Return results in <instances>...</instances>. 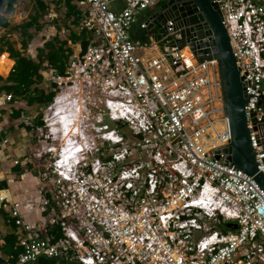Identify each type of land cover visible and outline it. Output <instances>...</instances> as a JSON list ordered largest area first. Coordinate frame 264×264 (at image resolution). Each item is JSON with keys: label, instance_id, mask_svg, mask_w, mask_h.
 Segmentation results:
<instances>
[{"label": "built area", "instance_id": "built-area-1", "mask_svg": "<svg viewBox=\"0 0 264 264\" xmlns=\"http://www.w3.org/2000/svg\"><path fill=\"white\" fill-rule=\"evenodd\" d=\"M123 1L115 11L110 0H85L80 28L88 44L65 74L47 71L56 93L48 136L64 125L62 114L78 115L81 124L72 122L61 146L49 149L58 152L49 163L35 153L39 196L9 203L0 194L23 249L15 264H264V190L226 154L215 157L232 138L218 60L200 62L189 47H166L146 60L131 29L167 0ZM213 1L244 77L264 173V0ZM176 37L169 21L167 43ZM12 99L0 94V151L12 143L1 115ZM30 125L33 139L44 127Z\"/></svg>", "mask_w": 264, "mask_h": 264}, {"label": "water", "instance_id": "water-1", "mask_svg": "<svg viewBox=\"0 0 264 264\" xmlns=\"http://www.w3.org/2000/svg\"><path fill=\"white\" fill-rule=\"evenodd\" d=\"M157 9L148 23L147 32L163 53H166V47H189L200 62L212 58L218 60L224 111L229 118L232 138L228 146L215 151V157L220 159L222 153L226 154L233 166L254 177L264 190V173L259 169L246 114L249 95L220 6L213 0H167ZM169 21L174 22L179 37L167 43L165 35ZM225 226L230 230L239 229L231 222Z\"/></svg>", "mask_w": 264, "mask_h": 264}, {"label": "crops", "instance_id": "crops-1", "mask_svg": "<svg viewBox=\"0 0 264 264\" xmlns=\"http://www.w3.org/2000/svg\"><path fill=\"white\" fill-rule=\"evenodd\" d=\"M72 1V5H74V7H77L81 12L82 19L83 11L85 9V0ZM38 3L46 6L49 11L41 20L42 22H44L45 19L49 21L55 20L59 14L56 9L61 8V11L63 10L67 13V0H17L15 11L4 14L10 21L11 25H19L23 19H29L32 15V13H27V11L33 10L34 12L40 7ZM158 5H155L145 12L141 13L138 16V21L132 27L130 32L132 40L141 43L142 48L139 49V52L146 60L159 59L162 56L160 47H158V45L154 42V39L149 35V33L147 32V28H142V24L146 21L148 26V23L154 16V13H156V11L158 10ZM110 6L113 10L120 11L125 7V2L123 0H110ZM20 9H23V14L19 11ZM50 11L54 14L53 19L48 18ZM49 27V30L48 28L47 30L52 36L60 35L63 39L69 38L62 37V32L59 31L57 27L52 25ZM73 27L74 29L72 28V30H70V35L71 33H76L78 36H81L84 32L83 30H81L80 24H73ZM6 29L8 28H3L0 26V31H5ZM64 32H66V30H64ZM8 36V38L13 37V40L17 42L16 47L19 50L25 51L22 48L21 41L15 39L17 37V34L13 35L9 33ZM1 38L3 37L0 36V41ZM88 39L86 37V41ZM84 41L85 39H79L77 42L73 43L72 40H69L70 47L74 51L72 57L75 55H79L85 49L86 45H84ZM6 45L7 48L5 50H1L2 54H0V62L6 61V64L10 67L8 74L3 75L0 73L5 78L10 75L16 64V61L11 58L10 54L7 52L8 44ZM24 53L30 58L33 57V50L31 53L29 51V48ZM45 77H47V72H45ZM3 94H5V92H3ZM11 106L8 105L2 107L1 115L6 124V134L10 137L12 143L9 147L0 151V178L6 182L5 187L0 190V194H5L8 198L9 203H13L15 201H26L29 198L39 196L42 188V181L38 175L41 168L38 166L37 159H35V155L33 156L32 153L33 139L30 131V129L33 128L30 124L33 122L36 127H39L36 125L38 113L29 114V112L36 110L37 105L32 108H26L20 118L12 117ZM17 159L20 160V164L15 165L14 161ZM25 203H30V201ZM7 210V208L3 207V205L0 204V261H2V264H14L12 263L13 255L10 252V249L5 246L4 242V240L9 236L16 235L15 225L11 223L8 217L9 215H6ZM23 213L27 219L39 222L38 219L40 218V216H37L35 211L24 209ZM17 247H20L18 246V238L16 243V248Z\"/></svg>", "mask_w": 264, "mask_h": 264}, {"label": "trees", "instance_id": "trees-1", "mask_svg": "<svg viewBox=\"0 0 264 264\" xmlns=\"http://www.w3.org/2000/svg\"><path fill=\"white\" fill-rule=\"evenodd\" d=\"M166 1H162L160 5H163ZM17 0H0V26L3 28H10V21L4 13L14 12L16 9ZM39 4V3H38ZM67 20L74 25H78L81 22V12L77 7H74L72 0H67ZM40 7L32 13L26 23L15 25V30L19 31L23 40L21 42L22 48L26 51L32 46L34 56L28 57L24 52L16 47V41L8 39L7 52L10 57L16 61L13 71L5 78L3 75L8 74L9 66L6 61L0 62V94L5 92L12 94L13 99L10 102L12 108V117L20 118L23 111L26 108H32L36 105H46L51 103L55 96V92L48 93L45 88L40 87L45 82V72L49 70H55L60 74H65L69 62L74 54L73 49L70 47L69 40L73 43L79 39H85L84 45L88 44L89 34L84 31L81 36L76 33H71L69 38L63 39L60 35L52 37H34L31 33V29L35 31H41L45 28V22L41 20L47 14V7L39 4ZM49 12V11H48ZM51 12V11H50ZM25 38V39H24ZM12 62V61H11ZM6 68V69H5ZM37 126H43L44 122L41 117L36 119ZM1 179V178H0ZM6 182L0 180V190L3 189ZM6 215H9V210L6 211ZM9 217V216H8ZM13 224V223H12ZM5 246L10 249L13 255L12 263L15 264L19 255L22 253V247L16 248L17 237L11 235L4 240ZM2 264V261H0ZM39 264H57L55 259L42 258Z\"/></svg>", "mask_w": 264, "mask_h": 264}, {"label": "rangeland", "instance_id": "rangeland-1", "mask_svg": "<svg viewBox=\"0 0 264 264\" xmlns=\"http://www.w3.org/2000/svg\"><path fill=\"white\" fill-rule=\"evenodd\" d=\"M60 9H56V11L59 14L55 20H52V21H49L46 19L44 20V22L46 24L44 29H42L41 31H35L34 28L31 29L30 32L34 34V37H43V39H47V37H52V35L48 31L50 28L49 26H51V25L57 27L59 29V31L62 32L61 33L62 37H70V30H72V28L74 29L73 24H71V22L67 20V16H65L66 12L63 10L61 11ZM19 11L23 14V12H22L23 9H20ZM29 12L33 13V10L27 11V13H29ZM47 13H48V10H47ZM27 19L28 18L23 19L20 24H22L24 22L26 23ZM14 26L6 29L5 31H0V36L3 37V38H1V41H0V54H2L1 50H5L7 48L6 44H8V42H7L8 39H13V37L8 38L9 33H11L13 35L17 34V37L15 39L22 42L23 37H20L21 36L20 32L15 30ZM47 28H48V30H47ZM64 30H66V32H64ZM40 87L45 88L48 93L52 92L54 89V87L52 86V79L47 75L45 82L42 85H40ZM83 95H85V93ZM36 107H37L36 110L29 112V114L38 113L37 117L42 118L45 126H43L44 128L42 129V131L36 130V132H35V136L33 138V152L32 153H33V156L38 151H41L42 153H44L42 164H47L53 159V157L55 159V157H57V155H58V152H56V154H55V152L51 153V152H49V149L52 147L53 148H59L61 146L60 143L61 142L63 143V141H64V139L61 136L63 135L64 131H66V129H69V127L72 125L68 126V128H65V126L61 123L56 124V127H58V128H57V132H56L55 136L49 137L48 135H50V128H49L48 124L46 123L45 119L51 118V116L53 115V112L49 110L48 104L37 105ZM92 113H94V111L91 112V115H89L90 117H92ZM56 119L57 118H55L53 116L52 120L56 121ZM78 119H81V117H79L78 115H75L72 118V122L76 126H77V124L78 125L81 124V121ZM94 121L95 120H93V122Z\"/></svg>", "mask_w": 264, "mask_h": 264}, {"label": "bare ground", "instance_id": "bare-ground-1", "mask_svg": "<svg viewBox=\"0 0 264 264\" xmlns=\"http://www.w3.org/2000/svg\"><path fill=\"white\" fill-rule=\"evenodd\" d=\"M63 115V123L68 128V126L72 125V118L75 116L74 114L71 117H67L65 114ZM55 118H58L57 114H54Z\"/></svg>", "mask_w": 264, "mask_h": 264}, {"label": "flooded vegetation", "instance_id": "flooded-vegetation-1", "mask_svg": "<svg viewBox=\"0 0 264 264\" xmlns=\"http://www.w3.org/2000/svg\"><path fill=\"white\" fill-rule=\"evenodd\" d=\"M43 126H45V125H43Z\"/></svg>", "mask_w": 264, "mask_h": 264}]
</instances>
